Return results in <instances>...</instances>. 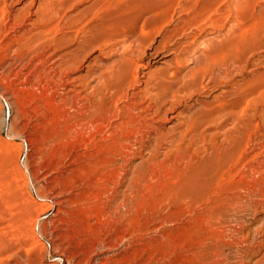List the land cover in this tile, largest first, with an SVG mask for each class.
I'll return each mask as SVG.
<instances>
[{
    "label": "rangeland",
    "instance_id": "374dc122",
    "mask_svg": "<svg viewBox=\"0 0 264 264\" xmlns=\"http://www.w3.org/2000/svg\"><path fill=\"white\" fill-rule=\"evenodd\" d=\"M245 1L0 0V264H264V0H254L261 8ZM224 40L232 48H219L197 85H176L178 95L158 100L192 67L190 58ZM121 66L127 80L113 82ZM221 69L227 72L218 78L212 71ZM103 76L125 91L101 96ZM139 90L147 117L156 105L167 117L150 122L157 129L145 132L147 148L132 136L130 151L117 150L128 156L116 152L120 168L110 170L112 132L128 118L123 95ZM237 95L245 98L241 139L226 114ZM155 131L162 139L153 155ZM118 173L121 183H109L99 197V178Z\"/></svg>",
    "mask_w": 264,
    "mask_h": 264
},
{
    "label": "bare ground",
    "instance_id": "6f19581e",
    "mask_svg": "<svg viewBox=\"0 0 264 264\" xmlns=\"http://www.w3.org/2000/svg\"><path fill=\"white\" fill-rule=\"evenodd\" d=\"M4 1V0H3ZM245 0H243V2H244ZM248 1L249 0H247V3H248ZM220 2V1H219ZM239 3H240V1H238ZM243 2H242V4H243ZM246 2V1H245ZM252 2H254L255 4H256V2H257V5H258V1H254V0H252ZM4 3V2H3ZM224 3V2H223ZM237 3V2H236ZM243 5H245V3L243 4ZM251 5V4H250ZM252 5H253V3H252ZM260 5H261V3H260ZM260 5H258L260 8L262 7V6H260ZM237 4H236V8H237ZM246 6V5H245ZM249 6V3L247 4V7ZM226 7V6H225ZM241 7V6H240ZM240 7H238L237 8V11L239 12V10L238 9H241ZM250 7H252V6H249V8ZM258 7V8H259ZM164 8V7H163ZM246 8V7H245ZM257 7L256 6H254V11H255V9H256ZM257 8V9H258ZM244 11H246L244 8H242ZM263 9V7L261 8V10H259V11H264V10H262ZM242 10V12H241V10H240V12L241 13H243L244 11ZM257 11V10H256ZM1 12V11H0ZM194 12V11H193ZM218 12V11H217ZM238 12H237V14H238ZM220 13V12H219ZM259 13V12H258ZM218 14V13H217ZM257 14V13H256ZM190 15V14H189ZM207 15V14H206ZM239 15V14H238ZM243 15V14H242ZM117 16V15H116ZM230 16V15H229ZM257 16V15H256ZM260 16V15H259ZM220 17V16H219ZM239 17H240V15H239ZM240 18H242V17H240ZM261 18V16L260 17H258V18H256V19H260ZM1 19V18H0ZM212 20V19H211ZM16 21V20H15ZM206 21V20H205ZM208 21V20H207ZM226 21V20H225ZM189 22V21H188ZM221 22V21H220ZM18 23V22H17ZM104 23V22H103ZM5 24V23H4ZM35 24V23H34ZM147 25V24H146ZM226 25V24H225ZM239 25V24H238ZM141 29H142V27H141ZM154 29H155V27H154ZM160 29V28H159ZM178 30V29H177ZM240 31H242V29L240 30ZM39 32V31H38ZM41 32H43V31H41ZM144 32H145V30H144ZM4 34V33H3ZM6 34V33H5ZM36 34V33H35ZM39 34V33H38ZM200 35V34H199ZM242 35V34H241ZM40 36V35H39ZM171 36V35H170ZM144 37V36H143ZM234 37V36H233ZM19 38V37H18ZM28 39V38H27ZM30 39V38H29ZM186 39V38H185ZM18 40V39H17ZM19 41V40H18ZM17 42V41H16ZM231 43V42H230ZM232 44L233 43H231V45L229 44V40H224V41H221L220 43H218V44H215V42L214 43H211L210 42V44H208L207 46H206V49L205 50H203V51H201L198 55H196L195 57H193V58H190L189 59V61H188V66H192V67H187V68H189L188 69V71H186V73H184L181 77H174V79H173V82L171 81V83H170V87H169V84L167 83V85H165L166 87L165 88H163L164 86H162L161 88H163L164 89V91H162V90H160V91H162V93L160 92V93H158V95L157 96H159L158 97V100L159 101H161V100H163L164 99V101H167V99H169L170 98V95L171 96H173L174 97V95L173 94H175L176 93V95H178L177 93V87H175L176 85H183L184 87H190V85L192 86V85H197L196 83H199L198 81H199V79H200V77L202 76H206L205 75V73H207L206 71H207V67H208V62L211 60V58L214 56V58H218V56H216V53L218 52V53H221V50H220V52L218 51L219 50V48H222L223 46H227V45H229L231 48H232ZM235 45V44H234ZM228 46V48H230ZM224 49H225V47H223ZM230 48V49H231ZM245 49V48H244ZM226 51L228 50V49H225ZM224 50V51H225ZM189 52V51H188ZM223 52V51H222ZM224 53V52H223ZM172 54V53H171ZM220 55V54H219ZM225 55V54H224ZM132 58V57H131ZM213 58V59H214ZM216 58V59H217ZM223 58V57H222ZM239 58V57H238ZM237 58V59H238ZM32 59V58H31ZM224 59V58H223ZM135 61V60H134ZM219 61V60H218ZM240 62V61H239ZM212 64V63H211ZM217 65V64H216ZM124 66H121L120 68H119V70L117 69H113V71H112V73H111V77H113V82H115V78L114 77H116V78H122L123 80L124 79H126L127 77V75L125 74V73H127L126 72V67L125 68H123ZM224 68H225V66H224ZM63 69V68H62ZM163 69V68H162ZM231 69V68H230ZM239 69V68H238ZM187 70V69H186ZM215 70V69H214ZM212 71V72H214L213 74L214 75H216V77H218V78H220V75H223V74H226V72H225V70H218L217 72L216 71ZM131 71V70H130ZM138 71V70H137ZM136 71V72H137ZM229 71V70H228ZM35 74V73H34ZM175 74V73H174ZM178 74V73H177ZM173 75V74H172ZM105 76H107V74L105 75ZM109 76V75H108ZM138 76V75H137ZM180 76V75H179ZM155 77V76H154ZM164 77V76H163ZM163 77H160L159 79H162ZM215 77V76H214ZM226 77V76H225ZM103 79V87L101 88V90H100V94H101V96L104 94L105 95V91H110V94H111V96L112 97H114L115 95L117 96V93H118V95L120 94L119 92H122L123 90H124V88H123V90L121 91V87H122V85H121V87L120 88H118V86H113V83L111 82H108V81H110L109 79H108V77L106 78V77H102ZM148 79V78H147ZM164 79V78H163ZM204 79V78H203ZM121 80V79H120ZM127 80V79H126ZM130 80V79H129ZM135 83H136V86H137V84H140V80L135 76L134 77V80H133ZM153 81V80H152ZM157 81L158 80H156L155 81V83H157ZM211 81V80H210ZM23 82V81H22ZM117 82V81H116ZM151 82V81H150ZM160 82V81H159ZM100 84H101V82H100ZM125 85V84H124ZM131 85V84H130ZM135 85V84H134ZM149 85V84H148ZM100 86V85H99ZM155 86H156V88L158 87V89L160 88V86H159V84H155ZM124 87V86H123ZM150 87H152V86H150ZM183 87V88H184ZM113 88H115L114 90H113ZM136 88V87H135ZM176 88V89H175ZM179 88L181 89V87L179 86ZM149 89V88H148ZM152 89V88H151ZM150 89V90H151ZM176 91H175V90ZM186 88H184V90H185ZM242 89V88H241ZM99 90V89H98ZM153 90V89H152ZM156 89L154 88V91H155ZM125 91V90H124ZM181 91V90H180ZM182 91H183V89H182ZM181 91V92H182ZM97 92V91H96ZM143 93H144V91H142ZM157 91H155V92H153V93H155V94H157L156 93ZM224 92V91H223ZM241 92H243V90L241 91ZM99 93V92H98ZM124 93V92H123ZM180 93V92H179ZM244 93V92H243ZM242 93V94H243ZM107 94V93H106ZM122 94V93H121ZM141 94V90H139L138 92H135V93H132V94H130V93H126L125 92V95H123V98L126 96V98H127V103H126V105H125V107L127 108V110L126 111H128V118H126L124 121H123V118H121L122 119V122L121 123H118V129L116 130V131H113L112 132V135H111V137H112V139H111V137H110V139L111 140H113V144H114V146H112V148L114 147V149H113V151H110L108 148V150L110 151V153H109V151H107L109 154H114V155H112V157L113 158H111L110 157V159L108 160V161H106V164H108L109 166H110V170H115V171H118V168H120L119 166H117L116 165V160H115V154H116V152H117V155H118V153L120 152H118L117 150H121V149H126V150H129V148H130V138H132V136H134L135 138H136V141H135V143H140V145H141V148H143V149H145V144H144V142L145 141H143V136H144V134H145V132H151L153 129H157V128H154V127H152V124L150 123V122H152V121H159V120H162V119H166V117H167V115H165V111H163V113H164V115H161V114H163V113H161V105H159V106H157L156 105V107L158 108L159 107V109H157V111H155L154 112V114L152 115V117H147V112L149 111V109H150V106H145L144 105V101L146 100V99H143V100H141V101H139V97L141 96L140 95ZM154 94V95H155ZM239 94H241V93H239ZM258 94V93H257ZM121 96V95H120ZM238 96V95H237ZM244 96H245V94H244ZM122 97V96H121ZM143 97V96H142ZM169 97V98H168ZM228 97V96H227ZM148 98V97H147ZM172 98V97H171ZM238 100H237V102H236V106H234L233 108L229 105V106H226V104L224 105L223 103H221V104H223L222 106L223 107H228V109H230L229 107H231V110H228L226 107V114H229V121H231V120H233L234 118H235V121L237 122V125L239 126L238 127V130H237V137L239 138V139H241L242 138V135L243 134H245V132H243V134H242V132H241V126L243 125V116H242V113L241 112H239V107L241 108V104H242V102H244V100L243 99H245V98H243V95L241 96L240 95V97L238 96ZM152 99V98H151ZM166 99V100H165ZM66 101H69V100H67L66 99ZM147 101V100H146ZM156 101V100H155ZM236 101V100H235ZM102 102V101H101ZM153 103V102H152ZM165 103V102H164ZM248 103V102H247ZM146 104V103H145ZM149 104V103H148ZM154 104H155V102H154ZM159 104V103H158ZM163 104V103H162ZM229 104V103H228ZM151 105V104H150ZM220 105V104H219ZM233 105H234V102H233ZM69 106V105H68ZM155 106V105H154ZM163 106H165V105H163ZM152 107V106H151ZM218 108L219 107H221V105L220 106H217ZM225 108H223V109H225ZM151 109H153V108H151ZM214 109H216V108H214ZM214 109H213V113L215 114L216 113V111L214 112ZM220 110L222 109V108H219ZM219 109H217L218 111H220ZM223 109H222V111H223ZM115 110V109H114ZM119 110V109H118ZM134 110H138L139 112L137 113V114H133V111ZM164 110V109H163ZM109 111V110H108ZM209 111V110H208ZM217 111V112H218ZM221 111V112H222ZM225 111V110H224ZM242 111H244V110H242ZM112 112V111H111ZM110 112V113H111ZM207 112V111H206ZM206 112H203V113H206ZM210 112V111H209ZM208 112V113H209ZM228 112V113H227ZM200 113V112H199ZM212 113V114H213ZM224 113V112H223ZM107 114L108 113H106V116H107ZM112 114V113H111ZM111 114L109 115V116H107L106 118L108 119V117H110L111 116ZM146 114V115H145ZM167 114V113H166ZM201 114H202V111H201ZM211 115V116H213V119H215V117L214 116H217L218 115V117H219V114H220V112L217 114V115ZM225 113L223 114V115H226ZM116 115V114H115ZM195 115V114H194ZM194 115H192L193 117L192 118H194ZM209 116H210V113L208 114ZM207 115V113L204 115V116H208ZM222 115V114H221ZM222 115V117H224ZM104 115H102V119L100 118V119H96V120H94V123H93V126H94V129L96 130V132H98L100 129H101V127L103 126V124L105 123V116L103 117ZM188 116V115H187ZM199 115H198V113H197V115H196V117H198ZM201 116H203V114L201 115ZM208 116V117H209ZM228 116V115H227ZM115 117H118V115H116ZM204 118V117H202L203 119H205L207 122H208V120L210 119V117L209 118ZM104 118V119H103ZM110 118H113V117H110ZM190 118H191V116H190ZM200 119H202L201 117H199ZM212 118V117H211ZM200 119H198V122L195 120H193L194 121V124L197 122V123H199L200 122V124L202 123L201 121H200ZM213 119H211L212 121H213ZM219 119H221V116H220V118H218V120ZM112 120V119H111ZM192 120V119H191ZM190 120V121H191ZM204 120V121H205ZM211 120L209 121V122H211ZM217 119H215V121L214 122H217L216 121ZM222 120V119H221ZM220 120V122H222V121H224V120H222L221 121ZM163 121V120H162ZM164 121H166V120H164ZM186 121V120H185ZM203 121V120H202ZM203 121V124L205 125L206 123ZM226 121H228V120H226ZM66 122V121H65ZM192 122V121H191ZM219 122V121H218ZM229 123V122H228ZM245 123H246V121H245ZM200 124H198V128L200 129ZM202 124V125H203ZM208 124V123H207ZM219 124V123H218ZM222 124H224V123H222ZM221 124V125H222ZM181 125H182V123H181ZM184 125H186V124H184ZM191 125H192V123H191ZM203 125V126H204ZM180 126V125H179ZM187 126H189L188 128L191 130V126L189 125V122H188V124H187ZM192 127H193V125H192ZM221 127V126H220ZM223 127V126H222ZM243 127H245V125H243ZM187 128V129H188ZM125 129H127V131L125 132ZM243 129V128H242ZM72 130V129H71ZM194 130V128L192 129V131H191V133L192 132H195V131H193ZM197 132H198V130H197V127H196V129H195ZM79 131V130H78ZM158 131V130H157ZM173 131V130H172ZM243 131H245V130H243ZM74 132V131H73ZM118 132H120V133H118ZM159 132H161L160 130H159ZM186 132V131H185ZM196 132V134H197V136L199 135L198 133ZM155 133H156V136H155V145H153L152 146V154L153 153H155L156 151L158 152L159 151V149L161 148V147H159V139H162L161 137H160V135L161 134H159V133H157L156 131H155ZM162 133V132H161ZM169 133V132H168ZM179 133V132H178ZM181 134H183V133H181ZM196 134H192V135H194L195 137H196ZM227 134V133H226ZM242 134V135H241ZM86 135V134H85ZM185 135V134H184ZM189 135V134H188ZM119 136H121L122 138H120ZM149 136H151V135H149ZM153 136V135H152ZM200 136V135H199ZM225 136V135H224ZM227 136V135H226ZM236 136V135H235ZM234 136V137H235ZM248 136V135H247ZM257 136V135H256ZM118 137V138H117ZM176 137V136H175ZM181 137V136H180ZM232 137V136H231ZM231 137L229 136V138H230V141H231ZM244 137V136H243ZM113 138H115V141H114V139ZM227 138V137H226ZM163 139H164V137H163ZM177 139H180L179 138V136H178V138H176V141H177ZM236 139V138H235ZM110 140V141H111ZM133 140V139H132ZM173 140V139H172ZM181 140V139H180ZM228 140V139H227ZM232 140H234L233 138H232ZM94 141V140H93ZM163 141V140H162ZM171 141V140H170ZM174 141V140H173ZM198 141V140H197ZM229 141V143L231 144L232 142H230ZM237 139H236V142L234 141V143L235 144H237ZM239 142H240V140H239ZM238 142V143H239ZM241 142H243V141H241ZM108 143V142H107ZM172 143V142H171ZM174 143V142H173ZM172 143V145H174ZM225 143V142H224ZM161 144V143H160ZM235 144H233V145H235ZM240 144V143H239ZM242 144V143H241ZM175 145L177 146V144L175 143ZM227 145V144H226ZM232 144L231 145H227V146H233ZM238 145V144H237ZM236 145V146H237ZM108 146V145H107ZM109 146H111L110 144H109ZM115 146L116 147H118V146H120L119 147V149H115ZM134 146V145H133ZM180 146V145H179ZM221 146H223V144H221ZM226 146V147H227ZM236 146H234V147H236ZM240 147L242 146V145H239ZM246 146V145H245ZM181 147V146H180ZM195 147V146H194ZM225 147V146H224ZM134 148V147H133ZM147 148V147H146ZM159 148V149H158ZM179 148V147H178ZM213 148V147H212ZM211 148V149H212ZM214 148H215V146H214ZM219 148H220V146H219ZM228 148V147H227ZM231 148V147H230ZM216 149V148H215ZM214 149V150H215ZM190 150V149H189ZM213 150V149H212ZM212 150H211V152H212ZM218 150V149H217ZM220 150V149H219ZM219 150L217 151V153L219 152ZM223 151H224V148L222 149ZM231 150H233V149H231ZM239 150V149H238ZM130 151V150H129ZM128 151V152H129ZM222 151V152H223ZM226 151V150H225ZM224 151V152H225ZM228 151V150H227ZM242 150H240V152H241ZM156 152V153H157ZM209 152V151H208ZM214 152V151H213ZM221 152V151H220ZM235 152V151H234ZM187 153V152H186ZM215 153H216V151H215ZM226 153V152H225ZM224 153V154H225ZM236 153V152H235ZM242 153H243V151H242ZM241 153V154H242ZM247 153V152H246ZM120 155L119 156H122L123 158H125L126 159V157L128 156V154L126 153V151L125 152H123V150H122V152L121 153H119ZM188 154V156L186 155V157H189V153H187ZM192 154H194V153H192ZM214 154V153H213ZM232 154V153H231ZM241 154H239L238 155V153L236 154V156L238 155L239 157L241 156ZM260 154V153H259ZM154 155V154H153ZM157 155V154H156ZM183 156H181L180 157V159L182 158V162H183V157H184V162H186V164H188V165H191L192 163L193 164H195L196 162L194 161L193 162V160H192V158H186L185 156H184V154H182ZM210 155V154H209ZM208 155V156H209ZM212 155V154H211ZM210 155V156H211ZM215 155V154H214ZM213 155V156H214ZM220 155V154H219ZM222 155V154H221ZM108 156V155H107ZM193 156V155H192ZM191 156V157H192ZM195 156H197V155H195ZM195 156H193V157H195ZM229 156V155H228ZM233 156V155H232ZM243 156V155H242ZM156 157V156H155ZM239 157L237 158V159H235V160H237L238 161V159H239ZM246 157H248V156H246ZM255 157V156H254ZM253 157V158H254ZM104 160H107L108 158H106V155L104 156ZM195 158H197V157H195ZM212 158V157H211ZM215 158H217V157H215ZM226 158V157H225ZM231 158V157H230ZM233 158H235V157H233ZM242 158V157H241ZM256 158V157H255ZM255 158H254V160H255ZM180 159H179V161H180ZM218 159H220V157L218 158ZM103 160V161H104ZM153 160H156V159H153ZM195 160V159H194ZM199 161V159H196V161ZM202 160V159H201ZM201 160H200V162H201ZM204 160H207V158L206 159H204ZM210 160V159H209ZM212 160V159H211ZM215 160V159H214ZM213 160V161H214ZM217 160V159H216ZM225 160V159H224ZM233 160V159H232ZM232 160H230V161H232ZM235 160H233V161H235ZM259 160V159H258ZM177 161V160H176ZM178 161V162H179ZM243 161H244V159H243ZM148 162V161H147ZM154 162V161H153ZM203 162V161H202ZM225 162V161H224ZM229 162V161H228ZM236 162V161H235ZM239 162H240V159H239ZM241 162H242V160H241ZM259 162V161H258ZM104 163H105V161H104ZM103 163V164H104ZM166 163V162H165ZM214 163V162H213ZM215 163H217L216 161H215ZM233 164H234V162H232ZM155 164V163H154ZM158 164V163H157ZM157 164H155V165H157ZM167 164V163H166ZM185 164V163H184ZM198 164H200V163H198ZM211 164H212V162H211ZM220 164H222L221 162H220ZM219 164V165H220ZM226 164H228V163H226ZM229 164H230V162H229ZM236 164V163H235ZM234 164V165H235ZM259 164H261V163H259ZM107 165V166H108ZM174 165H176L175 167H177V163H174ZM196 166H197V164H195ZM257 165V164H256ZM262 165V164H261ZM181 166H183V168H185L184 167V165H181ZM199 166V165H198ZM226 166V165H225ZM231 166V165H230ZM230 166H226V167H229V169H230ZM235 166H237V165H235ZM154 167V166H153ZM153 167H151V168H153ZM158 167V166H157ZM172 167H174V166H172ZM210 167V166H209ZM226 167L224 168V169H226ZM238 167V166H237ZM264 167V166H263ZM262 166H261V168H263ZM109 168V167H108ZM151 168L149 167V168H147V169H150L151 170ZM183 168H181V169H183ZM207 168V167H206ZM261 168H260V170H261ZM129 169V168H128ZM154 169V168H153ZM152 169V170H153ZM159 169V168H158ZM170 169H171V167H170ZM175 170L174 171H179V169L177 170L176 168H174ZM190 169H191V167H190ZM195 169H197V168H195ZM214 169V168H213ZM217 169H219V168H217ZM224 169H222V170H224ZM228 169V171H230ZM143 170V169H142ZM141 170V172H143ZM149 170V171H150ZM151 170V171H152ZM191 170H193V169H191ZM220 170V169H219ZM250 170H251V168H250ZM122 171V170H121ZM159 171V170H158ZM186 171V170H185ZM185 171H183V172H185ZM236 171H237V169H236ZM240 171V170H239ZM255 172L257 171V170H254ZM258 171H259V169H258ZM262 171V170H261ZM260 171V172H261ZM110 172V171H109ZM140 172V173H141ZM187 172V171H186ZM200 172V171H199ZM209 172V171H208ZM217 172V171H216ZM226 172V171H225ZM234 172V171H233ZM252 172V171H251ZM264 172V170L261 172V173H263ZM178 173V172H177ZM177 173H175L174 172V174H177ZM180 173V172H179ZM190 173H191V171H190ZM213 173V172H212ZM211 173V174H212ZM259 173V172H258ZM173 174V173H172ZM192 174V173H191ZM224 174V173H223ZM229 174V173H228ZM233 174V173H232ZM256 174V173H255ZM264 174V173H263ZM156 175V174H155ZM186 175H189V174H185V176ZM197 175V174H196ZM195 175V176H196ZM205 175V174H204ZM203 175V176H204ZM238 175V174H237ZM244 175V174H243ZM259 175V174H258ZM262 175V174H261ZM121 176H122V174H121ZM120 175H119V173H118V175H114V176H111V175H109V176H107L105 179L103 178L102 179V177L101 178H99L100 179V184H101V192L98 194L99 195V197H105V195L104 194H106V192L105 191H103L102 189H105L106 187H107V185L109 184V183H111V182H113L115 185H117V184H119V183H121V179H120V177H121ZM146 176V175H145ZM167 176V175H166ZM182 176H184V175H182ZM226 176V175H225ZM246 176V175H245ZM257 176V175H256ZM144 177V176H143ZM174 177H176V175L174 176ZM180 176H177V178H179ZM187 177V176H186ZM208 177H209V175H208ZM215 177V176H214ZM227 177V176H226ZM263 177V176H262ZM182 177H180V179H181ZM185 178V177H184ZM202 178V177H201ZM206 178V177H205ZM219 178V177H218ZM231 178V177H230ZM242 179H244V177H241ZM258 178V177H257ZM154 179V178H153ZM176 178H174V180H175ZM200 179V178H199ZM207 179V178H206ZM228 179V178H227ZM239 179V178H238ZM114 180V181H113ZM156 180V179H155ZM158 180V179H157ZM196 181H198L197 179H195ZM241 180V179H240ZM261 180V179H260ZM263 180V179H262ZM261 180V182H263ZM148 181V180H147ZM173 181V180H172ZM172 181H171V183H168V184H173L172 183ZM191 181V180H190ZM230 181V180H229ZM237 181V180H236ZM244 181H246L245 179H244ZM259 181V180H258ZM257 181V182H258ZM140 182V181H139ZM218 182V181H217ZM238 182H239V180H238ZM242 182H243V180H242ZM255 182V181H254ZM195 183V182H194ZM193 183V184H194ZM201 183V182H200ZM203 183V182H202ZM240 183V182H239ZM198 184V183H197ZM230 184H231V182H230ZM237 184V183H236ZM255 184H257V183H255ZM174 185H175V182H174ZM189 185H191V183L189 184ZM188 185V186H189ZM210 185H211V183H210ZM263 185H264V183H263ZM109 186V185H108ZM196 186V185H195ZM198 186V185H197ZM196 186V187H197ZM237 186H239V184L237 185ZM237 186H235V187H237ZM245 186V185H244ZM258 186H260V184L258 185ZM167 187V186H166ZM169 187V186H168ZM243 187V186H242ZM247 187V186H246ZM169 188H171V187H169ZM177 188L179 189V187H178V184H177ZM181 188H182V184H181ZM194 188V187H193ZM219 188V187H218ZM238 188H240V186L238 187ZM244 188V187H243ZM261 188H263V187H261ZM166 190H167V188H165ZM164 189V190H165ZM174 189H175V186H174ZM186 189V188H185ZM187 189H188V187H187ZM186 189V190H187ZM194 189H196V188H194ZM207 189V188H206ZM231 189V188H230ZM241 190H242V188H240ZM260 189V188H259ZM264 189V188H263ZM169 190V189H168ZM180 190V189H179ZM182 190V189H181ZM185 190V191H186ZM208 190V189H207ZM220 190V189H219ZM234 190V189H233ZM170 191H171V189H170ZM176 191V190H175ZM211 191V190H210ZM212 191H213V189H212ZM232 191V190H231ZM258 191H260V190H258ZM257 191V192H258ZM178 192V191H177ZM176 192V193H177ZM181 192V191H180ZM183 192V191H182ZM187 192V191H186ZM194 192V191H193ZM197 192V191H196ZM216 192V191H215ZM251 192H254V191H250V193ZM261 192H264L263 190L261 191ZM172 193V192H171ZM175 192L174 193H172L171 195H175L176 194ZM209 193V192H208ZM170 194V193H169ZM190 194L192 195V193L190 192ZM235 194V193H234ZM254 195H255V193H253ZM259 194V193H258ZM264 194V193H263ZM104 195V196H103ZM133 195V194H132ZM165 195V194H164ZM170 195V196H171ZM195 194H193V196H194ZM250 195V194H249ZM177 196H179V195H175V197H177ZM187 196H189V194H187ZM192 196V197H193ZM200 196H203V195H200ZM262 196H264V195H262ZM174 197V196H173ZM199 197V196H198ZM222 197V196H221ZM225 197V196H224ZM228 198L229 197H231L230 199L233 201V199L235 198H233L232 196H231V194L229 195V196H227ZM238 196L236 195V198H237ZM108 198H110V200L111 199H113V200H115L116 198H117V194L115 195V194H112V195H110ZM181 198H183V197H181ZM194 198H197V196H194ZM200 198V197H199ZM202 198V197H201ZM218 198V197H217ZM233 198V199H232ZM227 199V198H226ZM130 200V199H129ZM231 200H229L230 202H231ZM228 201V200H227ZM262 201V200H261ZM213 202V201H212ZM217 202V201H216ZM216 202H213V204L214 203H216ZM226 202V201H225ZM200 203V202H199ZM239 203V202H238ZM208 204V203H207ZM212 204V205H213ZM232 204V203H231ZM247 204V203H246ZM191 207V206H190ZM109 210V209H108ZM241 210V209H240ZM247 210V209H246ZM226 211V210H225ZM211 212V211H210ZM213 212V211H212ZM212 214V213H211ZM221 219V218H220ZM128 222V221H127ZM221 223V222H220ZM218 264V263H217Z\"/></svg>",
    "mask_w": 264,
    "mask_h": 264
}]
</instances>
